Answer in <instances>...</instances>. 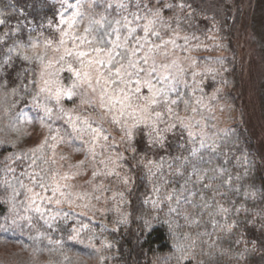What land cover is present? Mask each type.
Segmentation results:
<instances>
[{
    "label": "trees",
    "instance_id": "trees-1",
    "mask_svg": "<svg viewBox=\"0 0 264 264\" xmlns=\"http://www.w3.org/2000/svg\"><path fill=\"white\" fill-rule=\"evenodd\" d=\"M103 1L101 5L97 1L91 8L88 6L90 0H83L81 4L88 7L95 19L105 16V23L111 22L112 27L119 28L123 38L127 34L122 27L124 17L128 18L126 9L117 7L113 0ZM167 1L176 7L178 3L184 4L180 12L182 17L171 20L163 15L165 26L158 24L156 29L160 36L167 35L173 26L187 31L186 44L177 47L181 54L191 55L196 68H201L199 83L193 80L192 74H180L178 91L168 94L169 101L177 98L176 104L168 105L173 110L170 115L175 118L181 113L191 114L193 100L201 102L207 92L219 85L223 86L219 98L225 99L231 115L224 121L221 132L213 130L210 123L211 132L208 130L204 138L198 136L202 127L194 125L193 139L181 125L165 131L171 125V118L161 104L155 111L163 116V120L156 123L163 139L153 142L156 133L150 126L140 125L132 129L133 138L128 141L121 130L124 118L121 124H113L111 114L101 119L104 110L91 108L97 121L89 123L101 128L102 135L109 137L107 141L99 139L98 142L103 140L107 149L117 156L116 169L109 174L114 183L113 203H116L112 212L117 213L111 223L102 224L86 214L60 209L46 201H37L46 209L43 217L30 207L26 209L31 193L21 187V182L32 187L34 192L44 196L51 194L50 189L43 191L33 186L31 178L24 173L43 168L47 182L51 183L52 173L58 171L51 160L48 164L37 161L39 167H30L31 150L47 138L48 145L43 150L45 158H53L56 150L71 158L72 152L73 156L77 154L75 148L90 153L92 140L87 134L73 131L56 102H49L50 115L42 113L33 102L38 92L39 62L35 59L25 61L7 51L14 41L27 45L30 37L41 42L45 38L54 39L63 8L60 0H0V12L4 14L0 18L6 20L0 25V34L9 33L5 44L0 45V264H264V157L243 120L240 105L241 0ZM124 2L127 7H137L136 0ZM145 5H148L146 0H139V10L133 13L141 17L148 15ZM259 13L253 24L259 25L264 53V9ZM15 29L19 31L12 35ZM136 35L142 36L143 32L138 29ZM214 35L218 43L211 45ZM201 37H205L204 43L200 42ZM222 52L224 55L219 56ZM9 55L11 59L5 63ZM211 77L214 80L209 85L204 84ZM37 102L40 104L39 97ZM258 106L264 119V76L258 86ZM34 114L45 132L36 144L29 136ZM131 123L129 119L128 124ZM52 136H57V141L62 138V142L53 141ZM197 137L200 143H195ZM53 144L54 150L50 147ZM124 179L128 180L127 184L123 183ZM205 184L209 187L204 188ZM157 188L160 189L158 193ZM185 188L188 191L182 192ZM173 191L182 193L191 202L182 200L181 207L195 223L189 225L183 217L168 214L166 203L160 201ZM219 205L230 211L219 212ZM7 212L12 213V222L5 223ZM57 212L60 215L51 219ZM152 216L161 223L149 234L141 227V217ZM19 219L23 221L22 227L16 230L13 222ZM166 221H173L171 230Z\"/></svg>",
    "mask_w": 264,
    "mask_h": 264
},
{
    "label": "snow or ice",
    "instance_id": "snow-or-ice-1",
    "mask_svg": "<svg viewBox=\"0 0 264 264\" xmlns=\"http://www.w3.org/2000/svg\"><path fill=\"white\" fill-rule=\"evenodd\" d=\"M60 2L62 7H64V12L60 13L59 24L55 28V31L59 33L58 39L45 38L41 42L30 37L27 45L14 41L13 46L7 49L10 54L18 55L25 61L35 59L43 66L39 73V91L33 96V102L44 109L45 115H50L52 109L46 104L37 102L40 94H46V99L55 100L57 105H60L62 97L66 96L71 99L72 97L80 96L81 104L89 106L98 104L99 108L104 110L101 114V119L111 114V122L119 125L122 123L121 118H124V127L121 130L124 131L128 141L133 138L132 129L140 125L150 126L152 132L156 133L152 137L153 142L161 141L163 137L157 131L156 123L162 121L163 116L160 111H155V109L164 104L167 112L169 114L172 113L173 110L168 105L176 104L177 100L169 101L168 94L169 92L178 91L176 84L179 81L176 75L168 71L172 67H177L176 62L172 61L171 64L159 65V68L168 72L167 75H161L158 72L155 56L168 43L176 45L175 39L155 44L150 37L160 38V32L156 29V26L158 24L165 26L162 10H172L176 6L166 3L165 0H155V5L151 7L145 5V8L148 9V15L141 17L136 13H132V16L137 21L144 19L147 22L143 25L138 24L135 27H130L133 21L124 17L122 27L127 30V34L122 38L120 29L112 27L111 22L106 24V17L103 15H101L100 19L89 16L83 31H80L79 24L83 23L84 20V13L81 11L83 7L81 0H76L75 4L69 3V0H60ZM96 2L97 0H90L88 6L91 8ZM136 3L137 7H139V0H136ZM108 7H111V4ZM117 7L126 8L127 5L121 0ZM179 7L183 9L184 4L181 3ZM69 9L73 10L71 15L65 16V12ZM3 15L0 12V17ZM5 23L6 20L0 18V25ZM116 24L119 25L120 21H116ZM138 29L143 32V36L136 35ZM18 31L19 29H15L11 34L16 35ZM112 35H115V39H108ZM8 38V32L0 34V45H4ZM49 50L58 54L55 59H47ZM29 52H31V55L28 54ZM162 55L166 56L167 53H162ZM10 59L11 55L4 62L8 63ZM56 65H59V67H56ZM65 70L71 73L73 77L72 83L68 87H65L59 78V74ZM177 70L179 72L183 71V69L179 68ZM142 73L143 75H141ZM172 81H176V84H173ZM157 84L165 86L157 87ZM142 88L147 90V95L142 94ZM25 89L29 90L27 86H25ZM81 89H84V91H80ZM15 91L13 89V92ZM59 111L67 116L73 131L87 134L91 137L90 152L94 151L95 144L99 139L105 141L109 139L107 135H102L103 130L101 128L93 127L87 120H81L79 117L74 118L71 115V111L65 112L63 107H59ZM129 119L132 121L131 124H128ZM181 124L188 130V135L195 139L194 133L190 130L191 126L184 124L183 121H181ZM173 127L175 125H169L165 131H171ZM51 139L57 141V136H52ZM57 142H62V138L61 141ZM45 145H48L47 138L31 150L33 158L30 167H39L37 161L42 164H48L49 160H51L52 164L56 163L55 159L44 157L43 150ZM50 147L54 150L55 144L50 145ZM201 147H204L203 142H201ZM132 150L135 151L134 148ZM36 153H41V155L37 156L35 155ZM192 154L195 155V151ZM16 158L19 159V157ZM61 159H64V157H61ZM9 170L14 171V169ZM24 175L31 178L33 186H39L43 191L51 190V196H44L40 192H34L32 187H27L21 182V187L27 188V192L31 193L28 197L29 207L42 217L46 209L42 208L37 201H46L48 204L55 205L73 203L72 193L62 190L67 188L68 185H61L56 179L57 174L55 172L52 173L51 183L47 182V173L43 168L40 171L24 173ZM93 175L95 176L96 173L94 172ZM60 179L68 180L71 177L65 174ZM123 183L127 184L128 180L124 179ZM203 187L208 188L209 185L205 184ZM155 191L158 193L160 189L157 188ZM183 191L188 190L185 188ZM190 194L195 195L196 193ZM16 195H19V193H16ZM79 198L82 199L83 197ZM97 199L99 198L97 197ZM182 200L191 203L186 196H182V193L173 191L166 194L160 202L166 203L169 215L175 214V217H183L185 222L191 225L196 221L189 218L186 209H182ZM156 203L154 202V206H156ZM218 211L226 214L230 210L219 205ZM236 211L239 212L240 209ZM57 215H60V213L57 212L51 219L55 220ZM64 215H67V213H64ZM160 223V220L155 216L150 218L141 217V227L149 234L152 231H156ZM165 223L171 230L173 221H166ZM49 226L51 227V225ZM176 227H180V225H176Z\"/></svg>",
    "mask_w": 264,
    "mask_h": 264
},
{
    "label": "rangeland",
    "instance_id": "rangeland-1",
    "mask_svg": "<svg viewBox=\"0 0 264 264\" xmlns=\"http://www.w3.org/2000/svg\"><path fill=\"white\" fill-rule=\"evenodd\" d=\"M97 1L100 5L104 2L103 0ZM124 1L126 0H123V2ZM81 2H83V0H81ZM120 2L121 0H113V3L116 4V6ZM146 2L150 7L155 5V0H146ZM165 2L168 3L167 0H165ZM69 3L72 2H70L69 0ZM75 3L76 1L72 4ZM179 5L180 4L178 3V7L173 8L172 10L163 9V15H165L166 17L168 16L171 20H177L179 17H182L180 15L181 8L179 7ZM239 5L242 8L241 22H243L242 27L238 33L240 34V46L243 55V65L241 71V113L248 130L255 139L256 146L261 156L264 157V119L258 106V86L262 77L264 76V53L262 52L260 44L261 35L259 33V25L258 23L253 24L255 15L257 16L258 14L259 17L260 10L264 9V0H241L239 2ZM125 9L128 20H132L130 14L139 10V8L137 7L130 6L126 7ZM72 11V9H69L67 12H65V16L71 15ZM81 11L84 13V20L83 23L79 24V30L83 31V27L88 22V17L92 15L87 6L85 8L82 7ZM61 12H64V7L62 8ZM166 12L168 13L167 15ZM146 22L147 21L144 19L142 21H136L133 22L130 27H135L138 24L143 25ZM167 32V35L160 36L159 39L150 37L152 42L155 44H159L161 43V41H169L175 39L176 46L168 43L163 48H161L158 53H156L155 59L158 66V72L161 75H167L168 72L162 68H159V65L171 64L172 61H175L177 67H172L168 69V71H171L174 75H176L178 81L180 78V74L188 73L190 75L192 74L194 77L193 80L199 83L201 81V68H196L194 66V60L192 59L191 55L181 54L177 47L181 44H186L185 40L187 31L182 29L180 30V27L173 26V29H170ZM201 34H204V31H202ZM58 37L59 33L57 32L54 39H58ZM216 37L217 36L211 37V45L215 44L216 42L218 43V39ZM201 38L202 39L200 40V42L204 43L205 37ZM112 39H115V36ZM165 52L167 53V55H162V53ZM57 55L58 54L53 53L49 50L47 59H55ZM222 55H224L223 52L219 56ZM42 67L43 66L39 63L38 81L39 73L42 70ZM56 67H59V65H56ZM177 68L183 69V71L179 72ZM141 75H143V73ZM59 78L60 82L65 87L70 86L73 79L72 74L69 72L67 74H63V72H61L59 74ZM213 80L214 78L211 77L207 79L204 84L209 85L210 81ZM172 83L176 84V81H172ZM37 86L39 91V82H37ZM164 86L165 85L157 84V87ZM80 91H84V89H81ZM220 92H223L222 85H219L215 90H210L209 92H207L206 97L203 98L201 102H198L197 99H194L192 103V110H190L191 114L181 113L176 115L175 118H173L172 115L169 114V117L171 118V125H181L183 128V125L181 124V121H183L184 124H188L191 126L190 130L192 132H196V130L193 129L194 125H200L202 127L200 132L202 133L200 134V132H198V136L201 138H204L209 133L210 130L208 129V126L210 125V123L213 130L221 132L225 126L224 121L228 116L231 115V112L228 111L229 107L225 99L219 98ZM142 94L147 95V90L142 88ZM39 100L40 104H46L50 108L49 102L51 100L46 99V94H40ZM172 100H177V98L173 97ZM52 101L56 102L55 100ZM58 107H63L65 112L71 111V115L74 118L79 117L81 120H87L88 122H90V120H93V122L97 121L94 112L90 111L91 108L98 111H103L99 108L98 104L93 106L81 104L80 96H75L71 99L66 96L62 97L60 105H58ZM40 108L42 113L45 114L44 109L42 107ZM32 119L33 122L29 128V136L31 142H34L36 144L41 140V138H43L45 132L44 130H42V123L39 122L35 114L32 116ZM199 137H197L195 143L200 140ZM71 146L73 147V145ZM67 149H65V151ZM75 149H77V154L73 156L72 152L71 154L73 158H68L66 154L61 153L59 150H56L54 152V155L52 154L53 159L56 160L55 167L56 169H58L56 175L57 180L61 185H68L67 188H63L62 190L65 192H71L73 201V203H63L58 206L60 207V209L64 208L67 210L69 209L75 212L86 214L90 216L89 218L94 220V222L109 224L111 223L114 214L117 213L112 212V208L116 209V203H113L114 183L109 177V173L113 172L116 169L115 159H117V156L111 151L110 148L107 149V146L104 144L103 140L101 142H98L97 148L95 145L94 151H91L90 153L88 152V154H86L85 152H81L80 150H78V148ZM61 157H64V159H61ZM94 172L96 173L95 176L93 175ZM65 174L70 176L71 179L61 180L60 177L64 176ZM50 194H52L51 190ZM79 197L83 198L80 199ZM97 197L99 199H97ZM27 208H29V201L27 203L26 209ZM8 212L5 217V223L13 221L12 213L10 212L9 215ZM25 214L26 212L23 213V216ZM22 223L23 221L20 219L16 222H13V228L19 230L22 227ZM23 224L25 226L28 224L27 219L24 218ZM78 241L80 242V239H78Z\"/></svg>",
    "mask_w": 264,
    "mask_h": 264
}]
</instances>
